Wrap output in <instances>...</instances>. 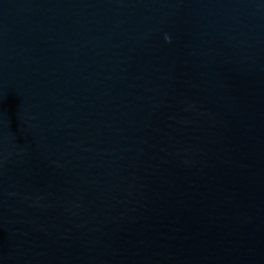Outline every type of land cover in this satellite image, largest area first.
<instances>
[{"label":"water","instance_id":"obj_1","mask_svg":"<svg viewBox=\"0 0 264 264\" xmlns=\"http://www.w3.org/2000/svg\"><path fill=\"white\" fill-rule=\"evenodd\" d=\"M0 264H264V0H0Z\"/></svg>","mask_w":264,"mask_h":264}]
</instances>
